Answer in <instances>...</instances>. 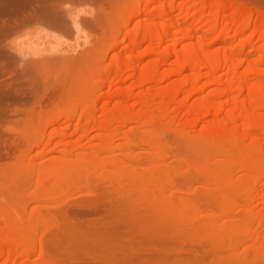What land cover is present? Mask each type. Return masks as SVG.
<instances>
[{
  "label": "rangeland",
  "instance_id": "rangeland-1",
  "mask_svg": "<svg viewBox=\"0 0 264 264\" xmlns=\"http://www.w3.org/2000/svg\"><path fill=\"white\" fill-rule=\"evenodd\" d=\"M2 1L0 2V4L7 3L5 2V0L3 2ZM144 1L146 2L148 0H112V1L105 3V9H104L105 11L101 10L100 2L91 3L90 1V4H92V6L88 4L89 1H80V3L78 1H77L78 3L76 1L75 2L73 1V3L71 2L70 4L65 3V6L64 4H59V6L61 5L65 9L74 10V8H77V9H84L86 11H90V10L93 11L94 17H92L93 15L86 16L85 14L84 15L81 14V16L83 17H80V18H82L83 21L82 19L80 20V26H81L80 28L72 27L73 25L71 24L72 26H70L69 29L67 30L64 29L63 31V28L62 29L52 28L48 32V36L50 37L58 36L59 39L62 38L60 39V41L64 42V45L60 46L61 50L63 49L68 50L71 46H74V42L76 38L79 39V41H76V42H81L83 40V38L81 37H84L83 35H85V38L88 39V42H92L90 46L86 44L87 48L88 47L89 48L87 51L88 57H86L85 59L83 58H80V59L77 58L76 60L72 58L68 59L69 56L65 54L64 50L62 51L63 53H61L60 48H58L60 51L59 52L60 54L58 52L50 53L49 49H51V47H48L45 53L40 54V55H35L34 57H32L34 54L33 55L29 54V56L28 55L23 56L24 54L21 55L17 53L16 51H14L16 49H10L9 46H7L8 47L7 49L9 50L5 49V51H8L7 54L9 53L10 54L9 56L8 55L6 56V59L4 58L8 62L7 63L8 67L5 64V66L8 68L7 69L5 67L8 70V72L5 70L7 74L5 72L3 73V71H0V73L2 72V74H4L3 76L2 74L0 75V77L2 76L0 80L5 79L4 81L6 82L5 83L4 81H0V83L2 84L5 83L4 85H0L2 88H4L2 89L0 87L1 99L3 98L2 106L3 105L5 106L6 102L8 103V101H10L9 98L11 97L12 99V97L15 94H17L15 95L17 97L14 96L13 98H17V100L14 101V103H13V100H11V104L9 102L6 107L3 106L5 108V111L3 112L4 113L7 112V113L4 114L3 112H1L3 117L0 115L1 116L0 117V133L2 132L5 134V135L2 133L0 134V138H1L0 140H3L1 142L2 145L0 144L1 146L0 149L2 150V151L0 150V152H1V155L2 154L4 155V156L2 155L3 156L2 158L0 157V224H1L0 233H4L7 229L10 228L8 230L10 233H7L8 231H6L7 234L5 233L6 235L4 237L7 239V241H8V238L9 239L10 237L12 238V240L10 239L11 241L9 240L10 242H8L9 248L11 247L10 244L16 243L13 245L14 248L13 246L11 247L12 250L13 249L15 250V252L20 249V253H21L23 249L25 251L29 249V251L28 250L27 251L31 253V254L28 253L29 255H31V257L29 258L28 261L26 260L25 264H55L53 263V262H56L55 260H58V263L56 262V264H62V263L64 264H119V262L120 263L122 262L121 264H144L145 261L147 262L145 264H159L158 261L155 259H157V257L159 258L160 256V253H161L160 249H162L163 244L161 245L162 247L159 245L161 244V241H162V238H161L163 237L162 234H165L167 232L165 231L166 229L168 231L170 230L169 233L170 232L174 233V235H171V236L173 237L177 236L176 237L177 242L179 241L180 243L182 242V244L177 243L179 245L177 246L174 241V246L179 247V250L181 252L179 253L180 260L185 259V261H189L190 259H192L191 257L190 259L188 258V256H190L191 250L193 252L200 250L201 252L202 247L203 249L208 247L205 249V250H209L208 251L209 259L206 260L205 262L206 264H229V261H231L232 259L231 257L232 250H242L245 247H252L255 243L259 244V241L261 238H262L261 240L264 239L263 238L264 236L263 237L260 236L261 234L264 235V233H262L264 232L263 231L264 227H263V230L258 233V234L261 233L260 235L257 234L258 235L257 236L256 233L253 234L255 232V231L253 232V230L257 228L256 227L258 223L257 219L259 218L257 217L255 218L253 216L254 214L251 215L248 208L251 209L253 207V204H255V202L259 203V205L257 204L258 206L256 205L258 209L259 207L263 208L264 206H262L261 203L263 201L262 197L264 196V193H259V192L257 193L254 190L251 191L252 185L254 181L258 178L259 173L258 172L256 173L253 170H251L252 172L247 170V166L245 165L249 163L247 162L248 160L245 163L244 160L242 159L243 161L241 162L240 161L241 159H238V158L232 159L233 157H230L228 155L224 156L221 152H219L218 154L214 156L211 155L213 157H210L209 159H207V157L205 156L206 153L204 155H201L196 152L197 151L196 146L198 148V146L200 147V145L201 146L206 145L209 143L208 140L205 141L206 139L204 138H203L204 140L199 139L200 137L197 138L198 136L194 135L196 134L195 132L193 133V135L195 136V137L193 136L194 138L191 137L192 135L190 136V139L187 138L188 135L187 136L185 135V137L184 136L182 137L179 135V133L177 134V131L175 130L176 126L172 128L170 126L167 127V125L161 122L159 117L157 116L155 117L154 122H153L154 124L151 126V128L153 130L154 129L158 130L159 133L157 132L156 137L158 138V136H160L162 140H160L159 139L160 137H159L158 138L159 140L157 141V138L154 137L152 139H155V141L157 142L153 140L151 142V138L147 140H144L143 138V139H140L134 145V147H133V144L136 142V140H138L136 139V137L137 138L142 137L140 132L142 131L144 132L145 135L142 132L143 137L148 138V136L150 135L148 132L145 133V131L141 129L139 127L140 125L137 124L136 122L130 121L128 122L129 124H127V122L122 123L121 121H117L116 119L111 124V123H108L107 121H101V122H104L102 124H104V126L105 127L107 126V127L100 128L98 126L99 125L101 126V124L97 125V123L92 124L91 122L89 125L88 124L86 125V124H83L84 121L83 122L80 121L81 123H79V125L77 126L76 123H78L79 121L78 116L81 115L82 109L85 108L86 105L91 104L93 103V101H96L97 99L101 98V96H103L104 91L108 90L107 88H102L103 90L104 89L105 90L102 91L101 89H97L99 90L97 91V94L93 93V88H95L94 86H98V85H95V83L99 82L101 84L102 79L104 78V76L106 75V72L108 71H91V70L97 66L98 62L103 63V66L102 64L101 66H102V69H104L103 68L105 67L104 65H108L111 62L110 59L114 55L115 52L126 50L125 49L126 45L129 44L128 38H127V42L124 41V44L121 43L118 48H115V50L111 48L112 44L110 42L114 40L115 36L117 37L116 39H118L119 36H120L119 39L121 38L123 39L124 36H121V35L125 34L124 32L126 30H127V33H129L128 30L129 28H131V26L126 27L125 25L126 17L128 16L130 12L134 10V7L143 6ZM239 1H243L245 3L248 2L246 4L249 6H251V4L252 5L258 4L261 6V9L263 8L264 10V0H258V1L257 0H239ZM250 1L251 3H249ZM184 2L185 0H178L176 4H181ZM152 5L154 7V3ZM166 5L168 6L169 2H167ZM263 10H261V13L264 16ZM100 12H101V15L103 16L100 15ZM87 14H89V12ZM208 15H209V12H206L203 14V13H200V11L197 8L193 7L188 17L199 18L202 16L203 18L207 19ZM84 17L86 18V21ZM141 17L142 15L138 19H140ZM222 18L223 17H221L220 19ZM92 19H95V20L92 21ZM97 20H100L98 22L99 23L101 22L102 24L98 25L97 23H95ZM191 23H193L195 26L201 27L205 23V21L197 19ZM89 25H90V29H89ZM36 26L37 25H32L33 28H36ZM32 27L20 28L21 29L20 31L17 30L16 32L13 31L14 33L13 32L6 33L8 34V36L6 34L3 36H0L1 46L9 45L11 42H15L17 46H19L18 44L21 43L23 40H25V39H22L21 36H23L25 32H27ZM85 28L87 29V31ZM251 32L252 30H249L247 33H245L243 36L239 38V40L236 42V45H237L236 48L242 46L245 42H247L250 39ZM190 33L196 35L195 34L196 30L192 29ZM41 37H44V36H41ZM41 37L39 38L38 36V39H37V36H34L32 40H35V41L32 42L31 40L29 44H24V45L30 46L28 48L31 50L37 49L38 47L37 48L35 47L37 43L40 42L39 44H37L39 46L41 45L42 42L43 43L46 42L45 37L44 38H41ZM36 39L39 42H37ZM92 39L93 40L96 39V40L93 42ZM84 40L86 41V39ZM109 43L111 44V46L109 47L112 49V50L110 49V51L109 49L108 50L106 49V46L110 45ZM150 44H151L150 42L147 43L146 44L147 47L145 45L142 49L143 50H146V48L148 49L150 47ZM48 45H52V44H48ZM86 46H84V48H86ZM216 47H219V46H216ZM104 48L107 50V52H103L104 55H107L105 53H108V51L110 53L106 57V60L103 59L104 61H100L101 60L100 52H102ZM142 49L140 51H143ZM248 49H250L249 45H248ZM254 50H255V53L259 55V49L256 48ZM103 53L101 54L103 55ZM136 53H135L136 56L134 55L135 57L133 56L132 58L129 59V63L125 62L123 64L124 66L128 65L129 68L131 67L130 70H132V67L136 65L137 55L140 54V52H138V54ZM24 57L26 58L28 62L27 61L24 62L25 60ZM10 58L12 62L10 61ZM109 60L110 62H108ZM26 63L28 65L27 67L30 66V64L28 63H33L32 65H34L35 63L37 64L36 65L37 67L35 65L32 67L30 66L29 68H26V66H24L26 71H21L22 70L21 64L26 65ZM21 79L23 83L21 82ZM12 80H14V82ZM132 81L133 80L129 81V85L131 84L130 82ZM35 82L38 83V84L36 83L37 86L34 85ZM11 84L17 85V86L12 85V90L14 92H12V90H7L8 89L7 87L9 85L11 87ZM4 86H6L7 88L6 90ZM1 90H3V92H1ZM6 91H11L10 94L13 93V95H9L8 94L9 92H6ZM77 91H79L80 95L77 94ZM4 97H6L7 99ZM112 98H115V97H112ZM86 99L88 100L87 102H85ZM110 99L111 97L108 98L104 95L101 98V102H105ZM59 102L61 105L59 104ZM73 104H80V110L77 111L73 115L77 117V120H75L74 123H69L67 121V116L65 117L62 116L63 118L58 119V120L54 119L55 121L52 120L53 118L56 117L55 115H60L61 113L64 114L68 112V110L66 109L71 108V107L73 109L75 107L73 106ZM117 117H119L118 118L119 120L120 119L124 120V119H127V114L118 113ZM50 123L53 125H51ZM64 126H66L67 128L71 127L69 129L70 131H67L68 129L64 128ZM77 127H78V130L76 129ZM60 128H63L64 130ZM107 128H109L108 130L110 131L106 130ZM73 130H75L76 133ZM79 131H80V134H79ZM127 131L129 133L133 131L132 136L131 134L129 135ZM108 132H109V135H108L109 139H106L104 137H107L106 133ZM32 133L34 136L32 135ZM48 133L49 134L51 133V135L52 134L53 135L49 136ZM61 133H64V134H61ZM73 133H75V135L71 136V134ZM82 133L84 134L82 135ZM127 133L130 137H133L135 140H133L132 138L131 139L133 141H131L130 139H127ZM28 134L30 137L31 136L33 137V140L28 136ZM58 134L60 136H58ZM67 134L68 135L70 134V137ZM86 134H89L90 136ZM153 134H156V133H153ZM65 135L67 136L62 137ZM49 138L53 140L49 141ZM86 139H90V140L88 141ZM112 139L114 141H112ZM63 141L66 143H63ZM57 142H60L61 143L60 146L62 147H60L59 144L56 145ZM106 142L108 143V146L110 147L106 145ZM131 142H133V144ZM145 142L147 145L146 144L144 145ZM62 143L64 145L66 144L69 149L66 148L67 147L66 145L64 147ZM152 143L158 144V147L159 146L160 147L159 148L156 146L154 147ZM78 144H81V145L78 146ZM98 144L99 146L100 144H102L100 146L101 148L100 150H98L99 149ZM70 145H72V147ZM6 146L8 148L11 147V149L8 150ZM74 146L76 148L75 150H73L74 152L73 154H70L69 152H67V149L68 150H71L72 148L74 149ZM96 147L98 148L96 149ZM5 148L7 149V152L4 151ZM63 148L65 151H63ZM102 148H106L109 151L103 152L104 150H102ZM8 151L10 152V154L8 153ZM37 152H38V155H37ZM43 152H45L46 154L47 153L49 154L46 155ZM127 152L128 154L130 152H134V154L137 153L136 155L139 154L141 158L140 156H138L137 158L131 157L129 159L127 157L129 156ZM199 156H204V158L207 159L208 161L203 160L204 162H201L200 161L201 157L200 159H197V157ZM29 157H30V160H29ZM8 158L9 160H7ZM154 158L156 159L154 160L155 162L152 160ZM51 159L52 161H49ZM249 160H251L250 163L253 161V159H249ZM241 164L244 165L246 169L242 168L244 166H242ZM238 166H242V167H239L235 172H233L234 169H236ZM227 176H228V179H227ZM232 178L233 179L237 178L236 180L234 179L236 182L234 184L238 186V187L236 186L237 188L235 190L234 188L232 189L231 187L229 188L228 186V183L230 182L232 183L233 180L232 181L230 180ZM240 178L242 179L241 181H240ZM238 179H239V182H241L240 184L238 183L239 185L237 184ZM206 180L207 181L209 180L212 183L211 182L209 183ZM217 181H219V185H217L218 183ZM88 183L90 186L88 185ZM225 183L226 185H224ZM98 184L99 186L101 184L102 186L104 185V189L102 188V186L99 187ZM113 185L115 187L117 186L118 188L116 187L114 189V187H112ZM205 187L208 188L207 189L209 190L207 191L208 193L205 191ZM190 188L192 189L197 188L198 189L197 193L195 194L193 192L194 195L192 193H188L191 191ZM107 190H109L111 193L115 195L109 194V191ZM229 191L230 192L233 191L234 193L232 192L230 194ZM107 192L108 194H106ZM93 193L95 194L93 195ZM96 194L101 195L102 197L101 201H99L101 202V204L99 203L98 207L102 208L103 210H104V207L105 209L107 208L106 211H99L100 213L98 214H96L98 210H95V209H98L96 206L97 203L95 202L96 200L94 199ZM223 194H227V195H223ZM259 194L262 195V197H260L261 200L258 198L260 196ZM199 195L208 196L209 198L212 197L210 199L215 198L217 201L215 203L213 202V204L210 205V208H205V207L203 208V205L201 204L200 206V202L198 201ZM113 197L115 200L112 199ZM121 198L123 199V201H121L122 200ZM254 198L255 199L258 198V199H256L255 201ZM107 199L108 201H104ZM110 199H112L115 203H117L118 201H121V204H122L123 202V205L126 204L124 205L126 206V209H124V207H122L123 205H120V203L118 204V206L114 202H112L111 203L112 205H110L108 203V202H111ZM258 200L261 202H259ZM102 201L105 202V204ZM128 202H130L131 204L130 203L128 204ZM250 202H252L253 204ZM133 204L134 205L138 204L139 206L137 207L135 206L134 208ZM100 205H103V206H100ZM263 205H264V201H263ZM110 206H114L115 208L113 207L114 209H112L111 207L110 209H108ZM33 208L37 212V215L36 214L34 215V213L36 212H33L34 211ZM130 209H133V210H130ZM143 209L151 210L154 214V217L156 216L155 218H157V222L154 221V225L152 226L149 223L148 219L145 220V223L148 222V225L150 224V226H152V228L149 229L148 231L149 235L147 234V236H144V234L141 235L139 233L140 231L137 234L138 236L130 231L132 234L135 235V237H133L134 240L136 239V241L138 240L141 242V243H139L138 241L135 242V244L136 243L139 244V245L136 244L135 246L133 245L134 244V241H132L133 239L132 240L127 239L129 237L128 235H127L128 237L126 236L127 238L125 237L127 233H125V235L123 233L122 234L123 237L120 234L121 233L120 230L123 226L119 230L120 233L117 230V232L121 236H118L119 234H115L116 232H115V229H113V227L114 225L116 226V224H114L113 222L114 221L118 222V219L120 217H123V218L127 217L131 213L134 214L133 212L136 213L138 211L140 212L141 210V213L142 212L144 213L145 210ZM111 210L113 211L115 210L114 211L115 214H113L114 212L112 213ZM72 211L74 212L75 215L71 214ZM85 211H86V214L85 216H83L82 213L84 214ZM128 211H129V214L127 213ZM141 213H137V214L140 216ZM76 214H78L79 216H77ZM80 214L82 215L81 217H80ZM112 214L115 217H112ZM86 215H89V216H86ZM149 215L150 217L152 216L151 214ZM8 216L10 217L9 219H7ZM133 216L136 217L135 215ZM146 216H145V219H146ZM134 217L132 218L134 219ZM154 217H153V220H154ZM123 218H120V219L124 221ZM140 218L141 217H138V220ZM141 219H143L144 221L143 217ZM18 222L20 223L18 224ZM110 222L111 224H109ZM130 222L132 223V221ZM141 222L139 221V223ZM181 222L183 223V225ZM134 223L132 225H134ZM24 224H25V227H24ZM185 224H186L185 227L187 229L183 227ZM156 225L158 228L161 229L162 232L159 231ZM177 225H179V227H176ZM214 225L216 229H214L215 228ZM258 225L260 227V224ZM126 226L128 227V225ZM126 226L123 228L125 232H127ZM144 226L147 227V224L142 225V229L146 228ZM116 227H118V224ZM131 227L133 228V226ZM259 227L257 229H259ZM261 228H262V225H261ZM3 229H5V231ZM12 229L14 230L12 231ZM182 229L184 231H182ZM93 231L96 233H94ZM13 233H16V234H13ZM105 233L108 235H105ZM109 233L114 234L116 236L112 235L111 237V234ZM141 233H143V231ZM169 233L167 232L166 235L167 234L169 235ZM94 234H97V235H94ZM190 235H191V238H190ZM103 236H106V237H103ZM181 236L184 238L180 239ZM255 236L257 240H259L258 242H255L257 241ZM139 237L140 238L143 237L142 239L147 238L148 241H151L153 243H155L154 239H156L157 241V238L160 237L159 238L160 240L157 241V243L153 245V243L150 244L151 242H148L146 240L145 241L139 240L140 239ZM125 239L126 241H128L127 243L128 245L124 243ZM196 239L199 241H197ZM110 240H111V243H110ZM188 240L191 242L192 245H194L195 248L193 247V249H191V246H190L191 244L186 245L185 249L188 250L187 251L188 255H186V253H182L181 249L183 248L182 247L183 244L185 243L187 244ZM129 241H131L132 243H130ZM84 242H85V245H84ZM262 242L264 243V241ZM262 242L260 241V245L262 244ZM146 243H149L151 246L153 245V247H150L149 244L148 246ZM21 244L22 246H20ZM92 244L95 247L92 246ZM142 244L146 245V247H143L144 245L142 246ZM2 245L3 243L0 245V252H5V254L3 253L4 255L0 256V264H2L6 259L9 260V256H7L8 254L7 252L9 251L8 247L5 246L4 248V245H7L6 242L4 243L3 246ZM32 245L35 246L36 249ZM201 245H204V246H201ZM126 248L130 250H127ZM144 248L146 249V251H143ZM147 249H151V250L154 249L153 254H155V251L157 253L153 255L151 251L149 250L150 251L149 253ZM195 249H198V250H195ZM51 251H54V252H51ZM214 254H217L219 256L217 257L220 258L221 262L220 261H215L214 263L212 262L211 257ZM128 255L130 256L126 257ZM152 255L154 257H151ZM192 255H195V254H192ZM131 256H133V258ZM247 256H244L242 258L244 261L236 260L237 262L234 261V263H231V264H264V250L263 249H262V252L260 251L259 254L257 253L254 254L251 251L249 254H247ZM11 257L12 258L10 259L11 260L10 262H12L15 259L14 258L15 256L12 255ZM45 257L47 258L49 257V259H46ZM126 258L129 260H127ZM145 258H149L150 260L145 259ZM210 259H211V263H208Z\"/></svg>",
  "mask_w": 264,
  "mask_h": 264
},
{
  "label": "bare ground",
  "instance_id": "bare-ground-1",
  "mask_svg": "<svg viewBox=\"0 0 264 264\" xmlns=\"http://www.w3.org/2000/svg\"><path fill=\"white\" fill-rule=\"evenodd\" d=\"M1 1L2 0H0V2ZM73 1L74 2L78 1L79 3H80V1H89L88 4L91 6H92V4H90V1H91V3L100 2V7H101V10L103 11L105 9V3L112 1V0H8V1L5 0V2H7V3L0 4V6L2 5L0 7V36H3L9 32H13V31L16 32L17 30L20 31L21 30L20 28H29V27H32V25H37L36 28H33V27H32L33 29L30 28L31 30L29 29L27 32H25V34L23 36H21L22 39H25V40H23L21 43H19L18 44L19 46H17V44L15 42H11L10 43L11 45L9 44L6 46H4V45L1 46V44H0V71H3V73L4 72L6 73V71L8 72V70H7L8 69L7 63L8 62L5 59H6V56L7 55L9 56L10 53L7 54L8 51H5V49L9 50V49H7L8 48L7 46H9L10 49H16L14 51H16L17 53H19L21 55L24 54L23 56H26V55L29 56V54H31V55L34 54L32 56V57H34L35 55L43 54L47 51L48 47H51V49H49L50 53H52V52L53 53L54 52L59 53L60 51H61V53H63L62 51L64 49L61 50V48H60L61 45H64V42L60 41V39H62V38L59 39L58 36L57 37H50V36H48V32L52 28H56V29H59V28L62 29L63 28V31H64V29L67 30L72 25H73L72 27H78V28L81 27L80 26V20L82 18H80V17H83V16H81V14H80L78 19L74 18L77 16V12L80 9H77V8H74V10L73 9H65L63 6H61V5L59 6V4H64V6H65V3L70 4L71 2L73 3ZM177 1L178 0H148L146 2L144 1L143 6L134 7V10L128 14V16L126 17V20H125V25H126V27L131 26V28L128 27L129 33H127V30H126L124 32L125 34L121 35V36H124L123 39L122 38L119 39L120 36L118 34L119 38L116 39L117 37L115 36L114 40H112L113 43H112V41L110 42L112 44V46L110 43H109L110 45L106 46V49L107 50L109 49V51L111 48H113L115 50V48H118L121 43L124 44V41L127 42V38H128L129 44L126 45V48H125L126 50L115 52L113 56L111 55L112 56L110 59L111 62L109 60L108 62H110V63L108 64V62H107L108 65H104L105 66V67H103L104 69H102L103 63L98 62V64H97L98 67L96 66L95 68H93L91 70V71H108V72H106V75L102 79L101 84L99 82L95 83V85H98V86H94L95 88L96 87L97 88H96V90H95V88H93V93L97 94V91H99L97 89H101L102 91H104L105 89L103 90L102 88H107L108 90L104 91L103 96L105 95L108 98L111 97V99L107 100L105 102H101V98L103 97V96H101L102 95L101 94L100 95L101 98L97 99L96 101H93V103H91V104L86 105V107L82 109L81 115L78 116L79 121L76 124L78 126L79 123L84 121L83 124L89 125L92 122V124L93 123L94 124L97 123V125L101 124V126L100 125L98 126L100 128L101 127L106 128L107 126L105 127L104 124H102L104 122H101V121H107L108 123H111V124L116 119H117V121H121L122 123L127 122V124H129L128 122H130V121L136 122L137 124L140 125L139 127L145 131V133L148 132L150 135L147 134V135H149L148 138L143 137L144 132L142 131L143 132V134H142V132H140V130H139L142 137L137 138L135 135L136 139H138V140H136V142L134 144H133V142H131L133 144V147H134V145L140 139H143V138H144V140L151 138V142H152V140L155 141V139H152V138H154V137L157 138L156 135H157L158 130H155V129L153 130L151 128V126L154 124L153 123L154 119L157 116V117H159L161 122H163L165 125H167V127L170 126L172 128V127L176 126L175 130L177 131V134L179 133V135L182 137L183 136L185 137V135L186 136L188 135L189 137L187 136V138L190 139V136L192 135L191 136L192 138H194L195 136H198L197 138L200 137L199 139H201V140H204V139H206L205 141L208 140L209 141L208 144L203 145V146L200 145V147L198 146V148L196 146V150H197L196 152L198 154H201V155H204L206 153L205 156L207 157V159H209L210 157H213L214 155L221 152L224 156L228 155L230 157H233L232 159H234V158L241 159L240 160L241 162L244 160V162L246 163V161L248 160L247 162H249V163H247V165H245V166H247V170H249V171L253 170L256 173L257 172L259 173L258 178L254 181V183L252 185L251 191L254 190L257 193L258 192L264 193V16L261 13V10H263V8L261 9V6L258 4H256V5L251 4V6H249L246 4L248 2L245 3V2L239 1V0H185L184 3L176 4ZM167 2H169L168 6L166 5ZM153 3H154V7L152 5ZM249 3H251V1ZM100 7H99V9H100ZM193 7L197 8L200 11V13H203V14L206 12H209L208 18L205 19L202 16L199 18L188 17L189 14L191 13V10ZM114 9H116V8H114ZM88 12H89V14H85L86 16H88V15L92 16L93 15V11H91V10L86 11V13H88ZM263 13H264V10H263ZM82 15H84V14H82ZM100 15H101V12H100ZM141 15H142V17L140 19H138ZM101 16H103V15H101ZM92 17H94V15ZM221 17H223V18L220 19ZM95 19H97V18H95ZM95 19H92V21ZM197 19L198 20L199 19L204 20L205 23L201 27L195 26L193 23H191ZM100 20H97L95 23H97L98 25L102 24L101 22L100 23L98 22ZM82 21H83V19H82ZM85 21H86V18H85ZM85 21H84V23H85ZM89 29H90V25H89ZM192 29L196 30V33H195L196 35L190 33V31ZM91 30H93V29H91ZM249 30H252V32L250 34V39L247 42H245L242 46L236 48V46H237L236 42L239 40V38L241 36H243ZM86 31H87V29H86ZM6 35L8 36V34H6ZM79 35H81V34H79ZM34 36H37V39H38V36H39V38L41 36H44L46 39L45 40L46 42L43 43L41 41L42 42L41 45L38 46L37 44H39L40 42L36 39L37 42H39V43L36 42L37 44L35 47L36 48L38 47V48L31 50L28 48L30 46L24 45V44H29ZM83 36L84 37H81V38H83V40L81 42H76V41H79V39L76 38L78 40L75 39L74 46H71L72 48L70 47L68 50L67 49L64 50L65 54H67L69 56L68 59L72 58V59L76 60L77 58L85 59L86 57H88L87 51H88L89 47L87 48L86 44L88 46H90L92 42H88V39L85 38V35H83ZM44 37H41V38H44ZM63 39H65V38H63ZM84 39H86V41ZM93 39H94V37H93ZM20 40H21V38H20ZM39 40H41V39H39ZM95 40H93V42ZM33 41H35V40H32V42ZM149 42L151 43L150 47L148 49L146 48V50H143L142 48ZM47 43L52 44V45H48ZM22 45H24L25 47ZM248 45L250 46V49H248ZM84 46H86V48H84ZM109 46H111V48ZM216 46H219V47H216ZM146 47H147V45H146ZM58 48H60V51ZM256 48L259 49V55H257L255 53L254 49H256ZM106 49L104 51L102 50V52H100V56H101L100 61H104L103 59L106 60V57L110 53L108 51V53H105L107 55H104L103 52H107ZM141 49L143 51H140ZM138 52H140V54H138ZM101 53H103L104 56ZM135 53L138 54L137 59H136V65L132 67V70H130L131 67L129 68L128 65L124 66L123 64L125 62L129 63V59L132 58L135 55ZM102 56H103V58H102ZM24 59H23L24 62H26L27 60L25 57H24ZM10 61H11V58H10ZM5 64L7 67L5 66ZM28 64H30L31 67L34 65L35 66L37 65L35 63H34V65H32L33 63H28ZM101 64H102V66H101ZM99 65H100V67H99ZM21 66H22L21 71H26L24 66H26V68L30 67V66L27 67L28 66L27 63H26V65L21 64ZM38 66H39V64H38ZM94 69H96V70H94ZM128 70H130V71H128ZM69 71H71V70H69ZM126 71H127V73H126ZM1 74H2V72L0 73V75ZM3 75L4 74H2V76ZM4 80L2 79L0 81H4ZM14 80H12V81L14 82ZM131 80H133V81L130 82L131 84L129 85V81H131ZM21 82H22V79H21ZM36 83L37 82H35L34 85L37 86L38 83L37 84ZM4 84L0 83V85H4ZM12 85L17 86L16 84H11V87L9 85L7 87L8 88L7 89L6 88L7 85H6V86H4L5 90L6 89L12 90ZM9 87H10V89H9ZM2 89H4V88H2ZM1 92H3V90H1ZM6 92H9L8 93L9 95H13V93L10 94L11 91H6ZM12 92H14V91L12 90ZM77 94L80 95L79 91H77ZM15 95H17V94H15ZM5 96H7V95H5ZM7 97H9V96H7ZM13 97H12V99H11V97L9 98L10 101H8V103L10 102V104H11V100H13V103H14V101L17 100V98H13ZM15 97H17V96H15ZM112 97H115V98H112ZM4 98H6V97H4ZM2 99H1V95H0V115L3 117L1 112L5 111L4 107H6L8 103L6 102L5 106L3 105L4 106L3 107L2 106ZM5 100H4V102H5ZM87 101L88 100L86 99L85 102H87ZM59 104H60V102H59ZM73 106H75L73 109H72V107L66 109V110H68V112H66L64 114L61 113L60 115H55L56 117L53 118L52 120H54V119L58 120V119L63 118L62 116H64V117L67 116V121L69 123H74V121L77 120V117L73 116V115L77 111L80 110V104H73ZM5 113H7V112H5ZM118 113L127 114V119H124V120L120 119L119 120L118 119L119 117H117ZM7 118H8V116H7ZM2 124H3V122H2ZM53 124H54V122H53ZM53 124H51V125H53ZM65 124H66V122H65ZM86 125H84V126H86ZM105 125H106V123H105ZM69 126H71V125H69ZM64 128L68 129L67 131H70L69 129L71 127L67 128L66 126H64ZM60 129H63V128H60ZM76 129L78 130V127ZM108 129L109 128H107L106 130H108ZM73 131H75V130H73ZM108 131H110V130H108ZM149 131H151L152 133ZM55 132H57V131H55ZM132 132L133 131H131V133L128 132L129 135L131 134V136H132ZM194 132L196 133V134H194L195 136L193 135ZM75 133H76V131H75ZM75 133L71 134V136L75 135ZM116 133H117V131H116ZM128 133H127V139H130L131 141L135 140L133 137H130L128 135ZM153 133H156V134H153ZM2 134H4V133H2ZM29 134H28V136H29ZM59 134H58V136H60ZM61 134H64V133H61ZM79 134H80V131H79ZM83 134L84 133H82V135ZM100 134H102V133H100ZM106 134L108 137L109 132ZM118 134H119V132H118ZM118 134H116V135H118ZM151 134H153V135H151ZM32 135H33V133H32ZM50 135H51V133L49 134V136ZM67 135L62 136V137H66ZM86 135H89V134H86ZM99 135H97V136H99ZM112 135H114V134H112ZM160 135H161V133H160ZM68 136L70 137V134ZM73 137H75V136H73ZM80 137H81V135H80ZM107 137H104V138L109 139V137L108 138ZM110 137H112V136H110ZM159 137L160 136H158V138ZM30 138L33 140L32 136ZM158 138H157V141L159 139L162 140L161 137L159 139ZM50 140L51 139L49 138V141ZM86 140L89 141L90 139H86ZM2 141L3 140H0L1 145H2V143H1ZM112 141H114V140L112 139ZM157 141H155V142H157ZM159 142H158V144H159ZM44 143H46V142H44ZM63 143H66V142L63 141ZM63 143H62V145L65 147L66 144L64 145ZM76 143H78V142H76ZM57 144H59V146H60L61 143L57 142L56 145ZM102 144H104V143H102ZM102 144H100V146ZM145 144H146V142L144 143V145ZM152 144L154 145V147L155 146L158 147V144H154V143H152ZM34 145H35V143H34ZM49 145H51V144H49ZM72 145H73V143H72ZM72 145H70V146L72 147ZM80 145L81 144H78V146H80ZM106 145L108 146L107 142H106ZM98 146H99V144H98ZM100 146H99L98 150L101 149ZM60 147H62V146H60ZM108 147H110V146H108ZM6 148H8V147L6 146ZM6 148L4 149V151L7 152ZM37 148H39V147H37ZM66 148H68V146ZM75 148L76 147L74 146V149L73 148L71 149L72 151L68 150L69 149L68 148L67 152H69L70 154H73L74 153L73 150H75ZM97 148L98 147H96V149ZM10 149H11V147L8 148V150H10ZM55 149H56V147H55ZM133 149H135V148H133ZM48 150H50V149H48ZM102 150H104L103 152L109 151L106 148H102ZM63 151H65L64 148H63ZM128 152H127V154H128ZM8 153L10 154L9 151H8ZM8 153H6V154H8ZM43 153H45V152H43ZM49 153H47V154H49ZM136 154L137 153L134 154V152H130L128 154L129 156H127V157L130 159L131 157L137 158L138 156H140L139 154L138 155H136ZM0 155H1V152H0ZM2 155L0 156L1 158L4 156V155L3 156ZM37 155H38V152H37ZM211 155H213V156H211ZM34 156H36V155H34ZM200 157H201V159H200ZM51 158H52V156H51ZM140 158H141V156H140ZM54 159H55V157H54ZM197 159H200L201 162H204L203 160L208 161L207 159L204 158V156H199V157H197ZM249 159H253V161L250 163L251 160H249ZM7 160H9V158ZM29 160H30V157H29ZM152 160L154 161L156 159L154 158ZM49 161H52V159ZM205 163H207V162H205ZM242 166H244V165H242ZM242 166H238L236 169H234L233 172H235L239 167H242ZM245 166L242 168L246 169ZM242 168H240V169H242ZM227 179H228V176H227ZM234 179L233 178L230 179L231 181L233 180L232 181L233 184L230 182V183H228V186H229V188L231 187L232 189L234 188V190H235L238 186L234 184V183H236L235 180L237 178L235 180ZM241 180L242 179L240 178V181ZM207 182L210 183L211 181L208 180ZM217 182H218L217 185H219V181H217ZM238 183L239 184L241 183V182H239V179L237 181V184ZM88 185H89V183H88ZM114 185H116V184H114ZM114 185L112 187H114V189H115L117 186L115 187ZM224 185H226V183ZM98 186H99V184H98ZM101 186H102V184L99 187H101ZM191 186H192V184H191ZM224 187H226V186H224ZM102 188L104 189V185L102 186ZM190 189L192 192L190 191L188 193L193 194V192H194L196 194L198 191L197 188H193L194 190L192 188H190ZM207 189L208 188L205 187L206 192L209 191ZM105 190H106V188H105ZM107 191H109V190H107ZM98 192H100V191H98ZM232 192L233 191H231V192L229 191L230 194ZM94 194L95 193H93V195ZM106 194H108V192ZM109 194H113V193H111L109 191ZM96 195L94 198L96 201L95 200H93V201H95L97 203L96 206L98 209H95V208H93V209L98 210L96 212V214H98V213H100L99 211H106L107 208L105 209V207H104V210H103L102 208L98 207V204L99 203L101 204V202H99V201H101L102 197H101V195H98V194H96ZM113 195H115V194H113ZM223 195H227V194H223ZM195 196H197V195H195ZM207 197L208 196H202V195L198 196V201L200 202V206L202 204L203 208L204 207L210 208V205H212L213 202L215 203L217 201L215 198H213L214 199V201H213V199H210L212 197H210V198L209 197L207 198ZM260 197H262V195H260L258 197L261 200ZM263 197H262V200L264 201ZM258 198H256V199H258ZM112 199L115 200L114 197ZM112 199H110L111 202H108L110 205H112L111 203L114 202ZM256 199H255V201H256ZM104 201H108V199L104 200ZM121 201H123V199ZM121 201H118L117 203L114 202V203L117 206L119 203H120V205H123V202L121 204ZM263 201L261 203L262 206H264ZM252 202H254V201H252ZM252 202H250V203H252ZM259 202H261V201H259ZM103 203L105 204V202H103ZM114 203H113V205H114ZM129 203L130 202H128V204ZM257 204L259 205L258 202L257 203L255 202V204H253V207L251 209L248 208L251 215L254 214L253 216L255 218L257 217L260 219V220L257 219L258 223L256 222L257 228L259 227L258 224H260L259 229L256 228L257 230L256 229L253 230V232L255 231L253 234L256 233V235L259 232H261L263 230V227H264L263 226L264 225V207L263 208L259 207V209H258ZM124 205H126V204H124ZM124 205L122 207H124V209H126V206H124ZM100 206H103V205H100ZM135 206L137 207L139 205L138 204L134 205V208H135ZM106 207H108V206H106ZM111 207H112V209L115 208L114 206H110L108 209H110ZM99 208H100V210H99ZM146 208H148V207H146ZM148 209H150V208H148ZM148 209L147 210L143 209V210H145L144 213L143 212L141 213V210H140V212L139 211L136 213L133 212L134 214H132L130 212L131 214H129V211H128L127 213L129 215L127 217H124V218L120 217V218H123L124 221L120 218L118 219V222L112 221L114 224H116V226L118 224V227H119V229H118V227H116L114 225L113 229H115V232H116L115 234H119L121 232L120 233L121 235L123 233L125 235V233H127L125 235V237L128 235L130 238L127 236L128 237V238L126 237L127 239H129V240L133 239L132 240V241H134L133 245L136 246V244H138V243L135 244V242H137L138 240L137 241H136V239L134 240L133 237H135V235H137L139 231H140L139 233L141 235L142 234H144V236H147V234L149 235V232H148L149 229H151L152 226L154 225V221L157 222V218H155L156 216L154 217L153 212L151 210H148ZM130 210H133V209H130ZM111 211L113 213L115 210L114 211L111 210ZM33 212H36L35 209ZM78 212H80V211H78ZM137 213H141L140 216ZM35 214L37 215V212L34 213V215ZM71 214H74V212L72 211ZM78 214H76V215L79 216ZM85 214H86V211L84 212V214L82 213L83 216H85ZM87 214H89V213H87ZM113 214H115V212ZM113 214H112V217H115ZM149 214H151V215L153 214L152 216L154 217V220H153V217L152 216L150 217ZM82 215L80 214V217ZM90 215H91V213H90ZM133 215H135L136 217H134ZM142 215H144V216H142ZM86 216H89V215H86ZM137 216L141 217V218L143 217L144 221L141 218L138 220ZM145 216H146V219H145ZM132 217H134L135 220ZM9 218L10 217L8 216L7 219H9ZM14 218H15V216H14ZM147 219L152 226H150V224L148 225L147 221H146L147 223H145V220H147ZM195 219H197V218H195ZM150 220H151V222H150ZM11 221H13V220H11ZM130 221H132V223ZM139 221L140 222L142 221V222L139 223ZM134 222H136V223H134ZM14 223H15V221H14ZM19 223L20 222H18V224ZM133 223L135 226L132 225ZM143 223L147 224V227L148 226H150V227L147 228L146 226H144L146 228L142 229V225H144ZM109 224H111V222ZM126 225H128V227ZM157 225H156V227H157ZM182 225H183V223H182ZM191 225H193V224H191ZM261 225H262V228H261ZM125 226L127 227V232H125V230H123V228ZM131 226H133V228ZM185 226H186V224L183 227H185ZM4 227H6V226H4ZM24 227H25V224H24ZM176 227H179V225H177ZM214 227H215V225H214ZM120 228L122 231L120 230ZM130 228H131V230H130ZM9 229H7L6 231H8ZM158 229L160 232H162L160 228H158ZM214 229H216V227ZM3 230L5 231V229H3ZM13 230L14 229H12V231ZM117 230H118V232L120 230V232L118 233ZM6 231L4 233H0V245L2 243L4 245L5 242L7 244V245H4V248H5V246L8 247V242H10L12 240V238L10 237L11 240L8 238V241H7V239L4 237L7 233H10L9 231L6 233ZM108 231H107V233H108ZM130 231L133 232L135 235L132 234ZM142 231H143V233H141ZM156 231H158V230H156ZM165 231H167L169 233L170 230L168 231L166 229ZM182 231H184V230L182 229ZM94 233H96V232H94ZM113 233H114V231H113ZM166 233L162 234L163 237H161L162 241H161V244L159 246H161L163 244L162 245L163 247L161 246L162 247V249H160L161 253L158 251L160 253V256H159V258L157 257V259H155L158 261L159 264H206L205 263L206 260L209 259V254H208L209 250H205V249L208 247H206L205 249H203V247H202V250H201L202 253L198 249H195V250H198V251H196L197 253L195 251L193 252L192 250L191 251L189 250L190 256H188V258L190 259V257H191L192 259H190L189 261H185V259L180 260L179 259V257H180L179 253H181V252L179 250V247H177V246H179L177 243H180V241L177 242V238H176L177 236H174V237L171 236V235H174V233L170 232L169 233L170 236L168 234L166 235ZM262 233H264V232H262ZM1 234L3 235V237ZM13 234H16V233H13ZM97 234H94V235H97ZM109 234H111V233H109ZM120 234L118 236H121ZM260 234H258V235H260ZM105 235H108V234L105 233ZM112 235H114V234H111V237H112ZM114 236H116V235H114ZM260 236L263 237L264 235L261 234ZM103 237H106V236H103ZM122 237H123V235H122ZM181 237H180V239L184 238V237H182V238ZM142 238L143 237H141L139 240L148 241L147 238L146 239H142ZM159 238H157V241L160 240ZM174 238H176V239H174ZM190 238H191V235H190ZM255 238H256V236H255ZM261 239H260L261 242L264 241V239L263 240H261ZM154 240H155L154 242L157 243L156 239H154ZM256 240H257V238H256ZM174 241H175V244L177 245L176 247L174 246ZM197 241H199V240H197ZM258 241L259 240L255 241V242H258ZM260 241H259V244L255 243L252 247H245L242 250H232V253H231L232 259H231V261H229V264L234 263V261L237 262L238 260L242 261L243 260L242 258L244 256H247V254H249L251 251L254 254H256V253L259 254L260 251L262 252V249L264 250V243L262 242V244L260 245ZM129 242L132 243L131 241H129ZM138 242L141 243L140 241H138ZM148 242H151V241H148ZM27 243H29V242H27ZM110 243H111V240H110ZM124 243L127 244L128 241H126V239H125ZM142 243H143V241H142ZM152 243L153 242H151L150 244H152ZM155 243H153V245ZM14 244H16V243H14ZM14 244H10L11 247ZM22 244L20 246H22ZM146 244L148 245L149 243H146ZM180 244H182V242ZM188 244L189 245L191 244V242L189 240L187 241V244L185 243V244H183V246L180 245L183 247L181 249L182 253H186V255H188V253H187L188 250L185 249V246ZM82 245H83V243H82ZM84 245H85V242H84ZM143 245L144 244H142V246ZM153 245L152 246L150 245V247H153ZM20 246H19V248H20ZM92 246H94V245L92 244ZM190 246H191V249H193L194 245L191 244ZM190 246H189V248H190ZM201 246H204V245H201ZM33 247L35 248V246H33ZM76 247H78V246H76ZM88 247H90V246H88ZM143 247H146V245H144ZM10 248L8 247L9 251L7 252L8 253L7 256H9V260L6 259L3 263L1 262L2 264H23V263L25 264L26 260L28 261L29 258L31 257V255L28 254V253H30V252H28L29 249H27L28 251L26 250L27 252L23 249V251H21V253H20V249L17 247L19 249L18 250L19 253H18V251L15 252L14 249L12 250V248L10 250ZM13 248H14V246H13ZM144 249H143V251H146V249L145 250ZM199 249H201V248H199ZM127 250H130V249H127ZM147 250L148 251L150 250L151 253L153 254L154 249L153 250L147 249ZM5 251H7V250H5ZM34 251H36V250H34ZM150 251H149V253H150ZM51 252H54V251H51ZM3 253L5 254V252H0V256H3L4 255ZM156 253L157 252L155 251V254ZM191 253L195 254V255H192ZM198 253H200V254H198ZM155 254H153V255H155ZM12 255L15 256L14 257L15 259L12 262H10ZM153 255L151 257H154ZM44 256H45V254H44ZM129 256L130 255H128L126 257H129ZM217 256H218L217 254H214L211 257L213 263L215 261L221 262L220 258H218L219 256L218 257ZM16 257H18V258H16ZM131 257L133 258V256H131ZM131 257H130V259H131ZM45 258L49 259V257L48 258L45 257ZM51 258H53V257H51ZM138 258H139V256H138ZM145 259H149V258H145ZM211 259L209 260L208 263H211ZM127 260H129V259H127ZM55 261L58 263V260H55ZM56 262H53V263L56 264ZM43 263H45V262H43ZM121 263L119 262V264H121ZM145 263H147V262L145 261ZM62 264H64V263H62Z\"/></svg>",
  "mask_w": 264,
  "mask_h": 264
},
{
  "label": "snow or ice",
  "instance_id": "snow-or-ice-1",
  "mask_svg": "<svg viewBox=\"0 0 264 264\" xmlns=\"http://www.w3.org/2000/svg\"><path fill=\"white\" fill-rule=\"evenodd\" d=\"M80 14H87V13H86V10H84V9H80V10H78V12H77V16L74 17V18H75V19H78Z\"/></svg>",
  "mask_w": 264,
  "mask_h": 264
}]
</instances>
